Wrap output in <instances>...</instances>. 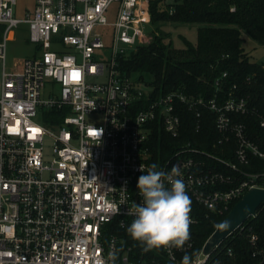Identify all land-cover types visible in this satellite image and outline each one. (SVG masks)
Listing matches in <instances>:
<instances>
[{
  "label": "built area",
  "instance_id": "built-area-1",
  "mask_svg": "<svg viewBox=\"0 0 264 264\" xmlns=\"http://www.w3.org/2000/svg\"><path fill=\"white\" fill-rule=\"evenodd\" d=\"M149 3L35 0L19 18L17 0H0V264H162L119 255V239L104 236V225L132 221L126 210L142 200L136 183L150 167L151 134L161 125L178 138L184 105L197 118L201 107L213 112L219 143L231 135L236 144L233 160L185 143L159 165L166 173L179 166L196 212L188 227L198 224L200 209L223 216L250 189H264L258 184L264 170L248 171L250 157L264 161V152L232 119L247 112L244 99L154 95L153 87L122 74L119 59L151 40ZM22 24L35 54L7 72L6 45ZM46 82L49 94L42 98ZM90 117L100 122L89 123ZM259 126L264 130V117ZM45 135L52 139L49 163ZM249 243L252 257L263 262L257 236L250 234ZM192 247L188 239L160 249L179 264ZM210 255L202 246L191 264H206Z\"/></svg>",
  "mask_w": 264,
  "mask_h": 264
},
{
  "label": "trees",
  "instance_id": "trees-1",
  "mask_svg": "<svg viewBox=\"0 0 264 264\" xmlns=\"http://www.w3.org/2000/svg\"><path fill=\"white\" fill-rule=\"evenodd\" d=\"M149 10L154 29L151 40L119 59L122 74L136 83L153 87L154 95L177 92L188 98L202 97L219 102L229 98L244 99L247 112L233 114L232 119L245 126L248 139L264 152V130L259 126L260 118L264 117V65L250 62L242 46L244 34L264 46V0H172L170 3L150 0ZM166 23L198 25L195 44L182 39L183 50H177L172 48L171 42L165 43V37L158 32ZM179 114L182 130L178 138L169 137L161 125L153 130L148 141L150 166L155 163L158 169L164 159L185 143L233 160L235 140L230 135L226 142L219 143L213 112L201 107L197 118L195 112L184 105ZM250 165L248 171L264 170V161L256 157H250ZM258 184L264 188V179ZM238 201L233 202L223 216L206 214L200 209L198 224L188 227L193 247L187 255L192 258L201 249L215 225L226 218ZM189 213L196 214L192 207ZM130 223L128 221L126 226ZM126 226L118 227L117 220L104 225V236L118 237L119 255L127 253L133 260L152 262L153 258L162 264H173L161 255L160 248L146 250L131 239ZM250 234L257 236L258 246L264 252V203L254 217L248 218L211 253L206 264H264L259 257H252Z\"/></svg>",
  "mask_w": 264,
  "mask_h": 264
},
{
  "label": "clouds",
  "instance_id": "clouds-1",
  "mask_svg": "<svg viewBox=\"0 0 264 264\" xmlns=\"http://www.w3.org/2000/svg\"><path fill=\"white\" fill-rule=\"evenodd\" d=\"M180 176L176 164L166 173L157 170V165L153 163L137 178L136 190L142 200L134 201L126 210L133 219L125 231L146 250L180 248L189 239L191 202L185 182L178 178ZM121 226L124 227L123 223ZM182 264H191V257L184 255Z\"/></svg>",
  "mask_w": 264,
  "mask_h": 264
},
{
  "label": "rangeland",
  "instance_id": "rangeland-1",
  "mask_svg": "<svg viewBox=\"0 0 264 264\" xmlns=\"http://www.w3.org/2000/svg\"><path fill=\"white\" fill-rule=\"evenodd\" d=\"M35 0H17V5L15 8V14L17 17L24 18V16L32 11ZM170 3L171 0H166ZM198 25H174L166 23L165 26L161 27L158 34L165 37V43L171 42L172 48L177 50H183L182 39L195 44L197 36ZM26 26L20 25L19 30L13 32L12 40L7 42L6 45V71L10 72L13 70V65L22 62L24 59L29 58L34 53L33 44L25 42L27 33L25 31ZM153 29V27H152ZM154 32V31H153ZM244 43L243 48L245 53L248 55L250 62L261 63L264 65V46L258 45L252 41L247 35H243ZM20 67L18 66V69ZM97 82V81H96ZM57 91V88H54ZM49 94L48 82L45 83V88L42 90L41 97L47 98ZM89 123L97 124L100 122L99 118H88ZM38 123L43 121L39 120ZM45 123V122H44ZM43 161L49 163L52 158V139L50 136L45 135L43 139Z\"/></svg>",
  "mask_w": 264,
  "mask_h": 264
},
{
  "label": "water",
  "instance_id": "water-1",
  "mask_svg": "<svg viewBox=\"0 0 264 264\" xmlns=\"http://www.w3.org/2000/svg\"><path fill=\"white\" fill-rule=\"evenodd\" d=\"M264 203V189H250L221 221L203 245V253L210 255L225 239L230 237L248 218L254 217Z\"/></svg>",
  "mask_w": 264,
  "mask_h": 264
},
{
  "label": "crops",
  "instance_id": "crops-1",
  "mask_svg": "<svg viewBox=\"0 0 264 264\" xmlns=\"http://www.w3.org/2000/svg\"><path fill=\"white\" fill-rule=\"evenodd\" d=\"M35 3V2H34ZM17 5V4H16ZM34 7V6H33ZM20 18V17H19ZM1 28V27H0ZM1 30V29H0ZM149 30H150V33H151V36H152V32L154 31V29H152V25L150 26V28H149ZM25 42L26 43H28L27 41H26V39H25ZM35 54V48H34V53H33V55ZM32 55V56H33Z\"/></svg>",
  "mask_w": 264,
  "mask_h": 264
}]
</instances>
